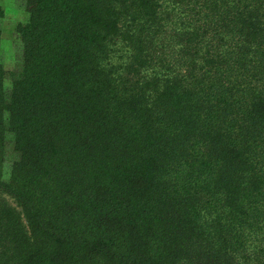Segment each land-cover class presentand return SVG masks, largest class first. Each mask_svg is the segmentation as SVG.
I'll use <instances>...</instances> for the list:
<instances>
[{
	"label": "trees",
	"instance_id": "1",
	"mask_svg": "<svg viewBox=\"0 0 264 264\" xmlns=\"http://www.w3.org/2000/svg\"><path fill=\"white\" fill-rule=\"evenodd\" d=\"M25 10L0 264H264V0Z\"/></svg>",
	"mask_w": 264,
	"mask_h": 264
},
{
	"label": "rangeland",
	"instance_id": "2",
	"mask_svg": "<svg viewBox=\"0 0 264 264\" xmlns=\"http://www.w3.org/2000/svg\"><path fill=\"white\" fill-rule=\"evenodd\" d=\"M5 18L2 21V41L0 47V60L9 73L16 68L22 52V43L16 38V29L19 23H25L28 13L25 10V0H7ZM12 80L10 74L5 80V86L10 87Z\"/></svg>",
	"mask_w": 264,
	"mask_h": 264
},
{
	"label": "crops",
	"instance_id": "3",
	"mask_svg": "<svg viewBox=\"0 0 264 264\" xmlns=\"http://www.w3.org/2000/svg\"><path fill=\"white\" fill-rule=\"evenodd\" d=\"M0 5H2L3 7H7V5H8V2H7V0H0Z\"/></svg>",
	"mask_w": 264,
	"mask_h": 264
}]
</instances>
